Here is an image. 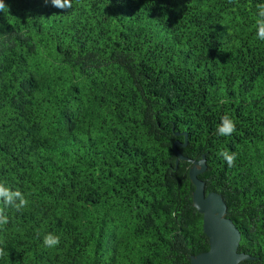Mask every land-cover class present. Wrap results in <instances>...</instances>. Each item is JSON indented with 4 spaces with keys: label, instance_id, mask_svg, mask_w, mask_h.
<instances>
[{
    "label": "trees",
    "instance_id": "16d2710c",
    "mask_svg": "<svg viewBox=\"0 0 264 264\" xmlns=\"http://www.w3.org/2000/svg\"><path fill=\"white\" fill-rule=\"evenodd\" d=\"M70 2L0 12V182L28 200L0 202V264H191L208 238L180 154L204 156L239 264H264V0Z\"/></svg>",
    "mask_w": 264,
    "mask_h": 264
},
{
    "label": "water",
    "instance_id": "95a60500",
    "mask_svg": "<svg viewBox=\"0 0 264 264\" xmlns=\"http://www.w3.org/2000/svg\"><path fill=\"white\" fill-rule=\"evenodd\" d=\"M179 157L193 163L188 170L194 187L192 203L202 214V230L208 238V249L192 255L191 264H239L245 259H250V255L238 251L240 231L226 216L227 205L221 194L215 191L205 192V183L198 176L206 169L204 156L198 160H190L181 154Z\"/></svg>",
    "mask_w": 264,
    "mask_h": 264
},
{
    "label": "clouds",
    "instance_id": "9594fccd",
    "mask_svg": "<svg viewBox=\"0 0 264 264\" xmlns=\"http://www.w3.org/2000/svg\"><path fill=\"white\" fill-rule=\"evenodd\" d=\"M51 3L54 7H57L61 10L71 7L70 0H51ZM6 5L4 0H0V12L4 11ZM257 15L255 20V29L256 37L259 40L264 41V3L256 5ZM217 134L221 136H229L235 131L234 121L226 114L221 117V122L217 125L216 128ZM220 155L225 159L229 167L234 165L236 155L235 153H229L223 151ZM0 202L3 203L5 207H14L17 210H20L27 206L28 200L25 195L21 193L18 189L12 190L6 185V182H0ZM5 207H0V225H6L8 223V216L5 211ZM60 237L54 235L51 232L45 233L43 235V244L45 247H55L59 245ZM5 254L4 249L0 248V257Z\"/></svg>",
    "mask_w": 264,
    "mask_h": 264
}]
</instances>
